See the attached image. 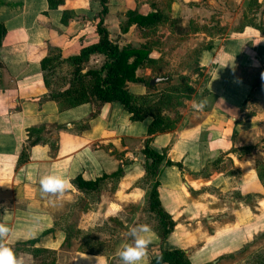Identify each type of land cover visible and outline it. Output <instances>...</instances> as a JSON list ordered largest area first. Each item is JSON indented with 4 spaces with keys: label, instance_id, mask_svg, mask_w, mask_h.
<instances>
[{
    "label": "crops",
    "instance_id": "obj_1",
    "mask_svg": "<svg viewBox=\"0 0 264 264\" xmlns=\"http://www.w3.org/2000/svg\"><path fill=\"white\" fill-rule=\"evenodd\" d=\"M63 1L51 9L47 0H0V25L6 30L0 45V222L11 229L3 243L24 264H111L113 257L71 251L68 232L57 222L72 206L76 211L89 203L73 180L96 181L119 170L123 178L116 189L102 192L98 205L89 206L124 226L135 207L149 215V189L137 184L145 176L142 151L151 138V147L174 164L162 166L156 180L159 200L176 227L164 243L154 232L157 239L147 249L155 254L146 251L141 264H150L162 248L185 251L191 264H218L240 252L264 232V186L258 177V158L264 164V24L244 22L250 10H263L264 0H108L105 25L120 47L149 42V56L159 63L170 60L166 42L180 41L182 30L201 46L194 53L202 83L175 110L164 107L172 129L152 137L153 118L132 121L118 103L60 111L49 98L39 65L48 46L67 58L98 41V0ZM152 3L171 23L156 26L150 36L135 26L123 32L127 12L148 15ZM217 28L226 33L210 36ZM102 61L93 56L87 68ZM156 64L144 71L149 86L130 84L131 93L164 90L165 77L176 70ZM201 99L205 107L194 110ZM30 133L41 142L29 146ZM49 173L69 181L59 199L39 191V178Z\"/></svg>",
    "mask_w": 264,
    "mask_h": 264
},
{
    "label": "trees",
    "instance_id": "obj_2",
    "mask_svg": "<svg viewBox=\"0 0 264 264\" xmlns=\"http://www.w3.org/2000/svg\"><path fill=\"white\" fill-rule=\"evenodd\" d=\"M47 1L51 9H56L64 2L63 0ZM98 2L102 10L95 16V19L98 20L96 24L97 43L83 47L78 54L67 58L62 57L58 48L48 46L46 56L39 62L49 98L58 104L60 111L92 102L118 103L131 115L132 121L142 122L149 117L153 118L148 130L150 137L171 130L172 126L168 124L167 118L162 114L163 109L174 98V95L182 90L172 87L157 94L148 93L146 95H136L129 91L130 84L146 82L144 71L157 62L149 56V42L134 48L131 45L120 47L110 40L105 25L109 13L108 0H98ZM150 5L152 10L145 16L139 10L127 12L126 27L123 28V32H128L130 27L135 26L144 35L150 36L155 33L156 26L165 21L171 23L170 18H165L162 12L155 8L157 4ZM65 16L67 15L64 14L63 23L67 22ZM143 29H147L148 32H143ZM5 34V28L0 25V45ZM96 55L103 57L101 65L97 68H87L91 58ZM85 69L87 71L82 74ZM146 85L149 86V82H146ZM150 88L154 89L155 86H150ZM32 137L33 134L29 138V146L41 142L39 139L33 140ZM151 142V138L147 139L142 151L146 160L143 165L145 176L137 185L140 188L149 189L145 202V210L149 213L147 225L157 233L161 242L164 243L174 231L176 222L165 211L159 200L156 179L162 166H173L174 164L167 160L165 153L161 154L154 150L151 147ZM23 156L24 154H22ZM177 166L181 167V165ZM258 177L264 186V164L262 163L258 164ZM122 178V171L119 170L96 181H85L82 177H78L71 183L88 199L89 203L86 206H89L100 202L102 192L114 191ZM71 211H73V206ZM69 217L70 215L67 214L63 220H67ZM60 226L58 222V227ZM83 245L84 247L80 248V251L93 255H109L110 257V252H114L111 249H100L108 247L89 237H86ZM36 253H41V251L34 252V255ZM150 264H191V262L183 250L162 248Z\"/></svg>",
    "mask_w": 264,
    "mask_h": 264
},
{
    "label": "rangeland",
    "instance_id": "obj_3",
    "mask_svg": "<svg viewBox=\"0 0 264 264\" xmlns=\"http://www.w3.org/2000/svg\"><path fill=\"white\" fill-rule=\"evenodd\" d=\"M259 9L260 7H257L256 12H252V10H250L244 22L249 23L251 20V23L253 24L263 25L264 8L261 12ZM260 13L261 15H259ZM252 16L253 19H251ZM254 20H256V23H254ZM181 32L184 33L185 37L180 41L173 39L170 42H166L167 44L165 48H167L170 60H162L161 62L158 61L159 63L156 64L159 69L165 68L168 70L171 68V70H176V75L165 77L167 84L164 87V90H168L172 87H178L182 90L180 93H176V95H178L169 102V104L172 105L170 107L173 110H175L177 106H180L185 98H189L191 93L194 91V86L200 85L204 79V74L201 73L196 66V53H194L197 50H200L201 46H199V43H191L192 37L186 33L189 32V30H182ZM225 33L226 29H210V36L215 34L224 35ZM182 41L185 43H182ZM175 55L182 60H176V58H174ZM182 73L185 74L182 75ZM157 83H159V81H156L154 85ZM164 90H161L160 88L157 89L156 87L154 91L162 92ZM182 93L184 94L183 96L180 95ZM258 164H261L259 158ZM86 204L80 205L76 211H68L61 217L60 221H58L61 225L60 227L68 232L67 246L71 249V251L76 249L80 250V248L84 247L83 242L86 237H89L93 240H97L98 242H102L104 246L108 247H102L100 249L114 250V252H110V257H113L111 264H121L118 257V250L124 243H130V239L127 236L128 227L133 224H147V218L149 215L144 212L143 207H135L132 210L133 219L131 220L130 217L125 218L126 222L129 224L124 226L122 222L118 220L103 219L97 206L89 207L86 206ZM67 214L70 215V219L68 218L67 220H63ZM147 236L151 241H155V239H157L156 234L152 231H150ZM146 251L150 250L147 249ZM150 252V255L155 254L153 247H151ZM106 257H109V255ZM143 260L141 263H143ZM218 264H264V232L258 234L237 254L220 258V262Z\"/></svg>",
    "mask_w": 264,
    "mask_h": 264
},
{
    "label": "clouds",
    "instance_id": "obj_4",
    "mask_svg": "<svg viewBox=\"0 0 264 264\" xmlns=\"http://www.w3.org/2000/svg\"><path fill=\"white\" fill-rule=\"evenodd\" d=\"M205 104L206 101L201 99L193 105V109L202 110ZM38 183L42 196H50L57 199L65 194L69 185L67 178L50 173L42 175ZM10 231L11 229L6 223L0 222V264H24L23 259L3 243ZM149 232L150 227L147 224H133L128 227L127 236L130 239V243H124L118 250L121 264H141L150 243V239L147 236ZM84 258L88 259L87 257Z\"/></svg>",
    "mask_w": 264,
    "mask_h": 264
},
{
    "label": "water",
    "instance_id": "obj_5",
    "mask_svg": "<svg viewBox=\"0 0 264 264\" xmlns=\"http://www.w3.org/2000/svg\"><path fill=\"white\" fill-rule=\"evenodd\" d=\"M85 72H86V70L83 71V73H85Z\"/></svg>",
    "mask_w": 264,
    "mask_h": 264
}]
</instances>
